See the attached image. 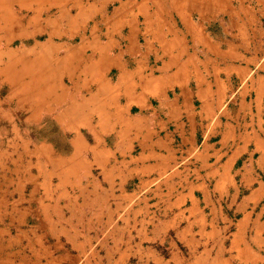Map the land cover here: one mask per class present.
Here are the masks:
<instances>
[{"label": "crops", "instance_id": "0c3cea01", "mask_svg": "<svg viewBox=\"0 0 264 264\" xmlns=\"http://www.w3.org/2000/svg\"><path fill=\"white\" fill-rule=\"evenodd\" d=\"M81 2L0 0L68 137L0 149L1 264H264V0H99L119 28L78 46Z\"/></svg>", "mask_w": 264, "mask_h": 264}, {"label": "rangeland", "instance_id": "374dc122", "mask_svg": "<svg viewBox=\"0 0 264 264\" xmlns=\"http://www.w3.org/2000/svg\"><path fill=\"white\" fill-rule=\"evenodd\" d=\"M99 0H82L81 5L83 6H73L71 10V16L76 20L77 26L74 27L75 36L72 39H69L75 45H83L84 37H88L89 40H93L95 36H101L102 38H108V34L106 31L110 29L112 23L116 21L117 16V8L116 5H112L110 8L107 6L105 9H101L100 5L97 6L95 4ZM77 5V4H75ZM109 8V9H108ZM115 8V10H113ZM143 15L145 13L141 11H134V16L136 17V24L139 29L143 27ZM84 24V27L80 29L78 25ZM117 24L114 23V26L111 29L116 30ZM130 26L129 24H124L122 28V36L126 35ZM1 30V27H0ZM1 32V31H0ZM2 33V32H1ZM0 33V53L4 55L3 60L0 61V68L6 66L8 62L13 61H21L26 65L28 61L27 58L32 56V51L27 49L24 50L22 45H20L21 40H15L12 44H8V40L6 37H3ZM116 33H114L115 35ZM118 34V33H117ZM47 35L37 36L35 38H31L30 40H26L28 46H32L36 41L40 43H44L47 41ZM142 41L145 40L143 36H141ZM65 37L60 38L57 37V42L69 41ZM125 42V40H124ZM91 47V46H90ZM88 51L91 52V49L88 48ZM16 59H14V58ZM20 64H15L14 67L19 68L23 72H27L30 69L29 73H33L32 69ZM68 81V79H67ZM11 83L6 81L2 82V78L0 76V149L10 148L12 146H16V141L14 138L16 137V130H19L20 133L26 134L28 137H33L34 139L40 138L41 136H45L48 132L47 125H51L52 127V135H54L52 142H54L58 147H64L67 143L68 137L58 129V126L54 124V119L57 120L61 110L64 109V105H54L52 107L49 106V103H52L49 100L50 97H40L41 101L36 102L34 98L30 96V91H24L23 94L18 96L17 94L11 93ZM40 105V108L37 106ZM56 106V107H55ZM43 111V113H47V115H40L41 117L36 120L35 116L38 114L37 112ZM52 115V116H49ZM36 120V121H35ZM50 122V124H48ZM40 125H44L41 127ZM30 146H33V150L35 151L38 147H43L41 144L35 143L33 140L29 141ZM43 144V143H42ZM20 147L29 150V144H23ZM1 251V249H0ZM0 264H1V256H0Z\"/></svg>", "mask_w": 264, "mask_h": 264}, {"label": "bare ground", "instance_id": "6f19581e", "mask_svg": "<svg viewBox=\"0 0 264 264\" xmlns=\"http://www.w3.org/2000/svg\"><path fill=\"white\" fill-rule=\"evenodd\" d=\"M142 12V11H141ZM144 13V12H143ZM134 16V13H133ZM133 21H136V17ZM144 18L147 22L148 18L143 15V23ZM73 23L76 22L75 19H72ZM96 38V36H95ZM4 55L0 53V61L3 60ZM14 58V57H13ZM16 59V58H14ZM23 63V66H26L23 60L21 61H11L6 64V66L0 68V76L2 78V82L8 81L11 83V93L17 94L20 96L24 93V91H30V96L34 98V101L40 102V97H50L49 100H53V102H59V99L62 100L66 96L65 86L61 83H53L49 81H45L48 78V75L41 74L39 71H35V73H29L30 69L25 73L19 68L14 67L15 64ZM49 74H53L49 72ZM72 79V78H71ZM66 114V113H65ZM65 114H62L59 119H65Z\"/></svg>", "mask_w": 264, "mask_h": 264}]
</instances>
